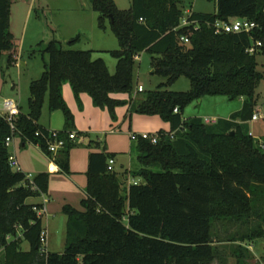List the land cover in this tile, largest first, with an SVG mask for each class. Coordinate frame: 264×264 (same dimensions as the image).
Returning a JSON list of instances; mask_svg holds the SVG:
<instances>
[{
    "label": "trees",
    "instance_id": "obj_1",
    "mask_svg": "<svg viewBox=\"0 0 264 264\" xmlns=\"http://www.w3.org/2000/svg\"><path fill=\"white\" fill-rule=\"evenodd\" d=\"M183 1L131 0L128 10H119L113 0H89L98 28L104 31L109 25L119 44V50L108 52L116 60L112 75L92 51L47 43L43 72L29 84L27 112L19 110L14 124L16 138L50 157L48 130L39 125L44 102L50 112L63 113L60 138L65 146L53 159L60 172L69 174L73 147L68 140L73 116L62 97L65 84L79 106L80 95L87 94L115 119V108L128 104L129 118L134 113L158 116L170 131L158 132L156 144L135 142L139 166L129 172L135 181L129 185L125 174L107 169L113 154L91 153L82 210L70 205L61 209L67 219L64 251L45 253L37 214L42 205L27 201L47 194L49 174L29 180L9 166L5 141L11 130L0 115V264H211L217 259L212 245L217 221L237 227L239 236L233 241L264 238V149L249 132L262 79L256 56L264 54V0H204L215 4V13L192 11L185 26ZM10 8L11 0H0V53L9 52L11 63ZM233 19L257 27L250 33L215 32L216 22ZM257 42L262 46L249 54ZM144 52L150 55L152 74L165 82L135 100L132 72ZM181 77L189 81V91L166 89ZM116 93H128L129 101L114 99ZM205 97L243 99V106L214 124L200 117L185 119V109Z\"/></svg>",
    "mask_w": 264,
    "mask_h": 264
},
{
    "label": "rangeland",
    "instance_id": "obj_2",
    "mask_svg": "<svg viewBox=\"0 0 264 264\" xmlns=\"http://www.w3.org/2000/svg\"><path fill=\"white\" fill-rule=\"evenodd\" d=\"M113 1L119 10H128L131 5V0ZM190 10L213 14L216 8L214 3L204 0H184L183 18H187V11ZM97 18L98 15L92 10L89 0H11L10 31L14 37V59L17 55L19 57L10 63V53H0V108L4 100H12L21 106L23 112L27 111L29 84L41 76L43 65L47 61V55L42 51L47 43L53 40L60 42L64 49L92 51L93 58L102 59L108 72L111 75L114 74L116 60L108 52L119 50V44L109 25L104 31L98 28ZM75 38H79L76 44H68ZM256 62V70L262 75V79L255 91V108H260L259 114L264 116V54H257ZM132 76L131 98L137 95L138 86H141L145 93L156 90L165 82L164 78L152 74L150 55L145 52L135 61ZM166 89L173 92H187L190 90V83L185 77H181ZM112 96L114 99L124 102L130 99L128 93H116ZM76 106L79 110H83L82 104L79 106L76 102ZM238 106V99L229 101L225 97H205L202 103L197 100L190 104L184 111V118L218 116L224 119L229 116L230 112L237 110ZM128 107V104L117 106L114 110L115 119H112L107 108H98L92 104V108L98 113L107 116L108 125L106 128L108 129H105L106 131H109L111 127L118 129L115 130L113 136L99 135L96 137V134L91 133V143L88 146L80 144L82 138L86 136V131H80L77 133V142L71 148L70 157L72 152L85 154L105 148L117 155V162L126 165L132 163L133 168L136 169L139 166L138 154L135 142L130 141L128 133L131 118L126 115L124 119ZM47 112V101H45L42 117L46 118ZM122 115L123 117H121ZM133 115L137 114L134 113L131 117ZM257 120L258 137H255V140H264V119ZM97 138L101 139L100 142H97ZM13 146H16L17 149L18 162L22 159L26 160L28 153L32 154V152L21 153L22 149L17 141L9 148V153ZM117 167L119 168V165ZM115 168L116 166L113 169ZM65 218V216H59L55 220L53 219L54 221H49L47 229L44 230L47 233V241L43 244L45 253H63L66 233ZM236 232L237 227L234 225L218 221L214 223L212 245L217 259L211 264H264V238L248 242L233 241L232 237L238 238L239 236ZM27 248V244H24L23 250ZM239 252L240 254H238Z\"/></svg>",
    "mask_w": 264,
    "mask_h": 264
},
{
    "label": "crops",
    "instance_id": "obj_3",
    "mask_svg": "<svg viewBox=\"0 0 264 264\" xmlns=\"http://www.w3.org/2000/svg\"><path fill=\"white\" fill-rule=\"evenodd\" d=\"M191 12L192 10L187 11L188 15ZM18 57L19 55H17L15 60H17ZM62 97L66 106L71 112L74 120L73 123L74 125L69 129L70 133H75L76 135V139L71 141L73 145L74 143L77 142V138H78L77 133H80V131L81 132L86 131L85 134L86 136L82 138L80 144L88 146L91 143V137H90L91 133L96 134V137H98L99 135L113 136V134L116 132L115 130L118 129L111 127L109 131H106L108 129L106 128L108 125L106 121V119H108L107 116L98 113V111L92 108V104H93L92 100L86 94L80 95V101L83 110H79L77 108L76 100L74 98L70 85L65 84L63 86ZM133 99L135 100L140 99L139 92H137V95H135ZM238 100H239V106L237 110L230 112L229 116L227 118H224L225 120L229 119V117L232 114L241 110L243 106V99H238ZM203 101L204 98H202L199 103H202ZM18 106L20 112L26 114L27 111L23 112L21 106L20 105ZM47 110H48V105H47ZM128 110L125 113L124 119L126 118V115H128ZM260 111H261L260 108L256 107L254 109V113H260ZM121 117H123V115ZM121 117L118 118L121 119ZM195 117H200L202 119H214V120L222 119L218 116H211V118L208 116L205 117L195 116ZM257 122L258 120H251L249 122V132L254 139L255 137H258L257 136L258 132H256L257 131L256 126L258 124ZM39 125L48 131L61 132L65 129L64 115L61 111L50 112L48 110L46 118L42 117L41 115L39 120ZM128 129H129L128 131L129 139H130V134H140V133L157 134L160 131H163L165 133H168L170 131L169 125L163 122L158 116H146L140 114L133 115V117H131L130 126ZM100 140H101L100 138H97V142H100ZM16 141L18 142L19 147L22 149L21 153L32 152V154L28 153L27 155L28 158H26V160L22 159L20 162H18L16 157L17 154L16 146L12 147V151L10 155L15 157L20 171L31 178L38 175L39 173L45 172L49 174V184H48L47 194L39 198H32L30 201L29 200L27 201V203L29 204L42 205L43 209L45 210V214H43L41 217L44 230L47 229L50 220L52 221L53 219L55 220L59 216H64L61 212L63 206L70 205L78 210H82L80 203L85 198V187L87 182L86 173L88 170V159L91 153L113 154L114 166H116V168L113 170L119 175H123V174L126 175L125 178L127 179V185L135 182L129 175V172L134 169L133 168L134 165H132V163L129 164V162H128L129 165L117 162V155L115 153H111L105 150V148L103 150H98L96 152H90V153L86 152L85 154L72 152L71 157L69 152V174H65L60 172L59 167L54 162H51L49 157L46 154H44L37 146L31 143H22V141L19 138H15L12 145H14ZM130 141L133 143L136 142L132 140ZM258 142L260 143V145L263 146L264 149V140H258ZM117 165H119V168L117 167ZM49 168L52 169L49 170ZM66 221L67 219L65 218L64 221L65 224ZM45 234L47 235L46 231ZM24 244L26 243L22 244V249ZM27 250L28 248L25 249L24 251Z\"/></svg>",
    "mask_w": 264,
    "mask_h": 264
},
{
    "label": "built area",
    "instance_id": "obj_4",
    "mask_svg": "<svg viewBox=\"0 0 264 264\" xmlns=\"http://www.w3.org/2000/svg\"><path fill=\"white\" fill-rule=\"evenodd\" d=\"M187 19L184 18L182 20V26L187 25ZM256 24L252 21L246 20V19H233L229 22H216L214 24L215 32L216 33H250L252 30L256 28ZM181 41L184 43H188L187 38H181ZM261 43L257 42L252 47L248 49V53L253 55L255 54L258 49L261 47ZM143 88L141 86H138L137 92H142ZM174 112H177L175 110ZM0 115L4 116L6 120L9 123V127L11 130L10 136L5 141V146L7 148H10L14 142V139L16 138V129H15V119L19 115V106L12 100H4L2 103V106L0 108ZM257 119H264V116L259 113H254L252 116V120ZM205 124H214L216 120L214 119H203ZM251 135V134H250ZM36 136H38V133H36ZM76 139L75 133H68V140L73 141ZM130 139L132 141H137L138 139L149 141L151 144H156L158 141L157 134H150V133H141V134H130ZM47 144V151L50 154V161L53 162L54 157L57 155V153L64 148L65 146V140L60 138V132L56 131H48V137L46 139ZM8 164L9 166L14 169L15 171H20L18 163L14 156L9 155L8 158ZM114 165V160L110 159L108 161V170L112 171ZM52 168H49L51 170ZM28 177V176H27ZM29 180H31V177H28ZM39 217H42L43 214H45V210L43 207L37 212ZM41 243H46V234L44 233L41 238Z\"/></svg>",
    "mask_w": 264,
    "mask_h": 264
},
{
    "label": "water",
    "instance_id": "obj_5",
    "mask_svg": "<svg viewBox=\"0 0 264 264\" xmlns=\"http://www.w3.org/2000/svg\"><path fill=\"white\" fill-rule=\"evenodd\" d=\"M198 102H200V100H198Z\"/></svg>",
    "mask_w": 264,
    "mask_h": 264
}]
</instances>
